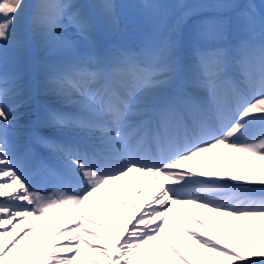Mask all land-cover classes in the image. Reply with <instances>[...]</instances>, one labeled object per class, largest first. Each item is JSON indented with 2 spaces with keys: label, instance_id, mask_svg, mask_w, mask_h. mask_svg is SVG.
<instances>
[{
  "label": "snow or ice",
  "instance_id": "6c2138e0",
  "mask_svg": "<svg viewBox=\"0 0 264 264\" xmlns=\"http://www.w3.org/2000/svg\"><path fill=\"white\" fill-rule=\"evenodd\" d=\"M0 264H264V0H0Z\"/></svg>",
  "mask_w": 264,
  "mask_h": 264
},
{
  "label": "bare ground",
  "instance_id": "6f19581e",
  "mask_svg": "<svg viewBox=\"0 0 264 264\" xmlns=\"http://www.w3.org/2000/svg\"><path fill=\"white\" fill-rule=\"evenodd\" d=\"M39 102H44L47 103L49 106L59 109L61 111L64 112H72L73 108L71 106L70 102L65 101L63 98L56 96V95H39V94H33V98H32V102L30 104V106L26 109H21L22 112L27 113L24 118L21 120V123H24L26 125H29V122H31L32 124H35V120H36V105ZM41 131H44V133L46 135H52L56 138H61V139H68L70 138L69 136L65 135V136H61L59 133L55 132V130H45V129H41ZM222 166L227 169L228 168V164L227 163H222ZM138 186V184L136 182L133 183L132 187H130L128 189V195L126 197L127 202H128V206H129V210L131 208V204L134 200V196H133V192L135 190V188ZM150 191V184H146L144 186V192L140 197V204L138 205V209L139 206L142 205L145 201V199L147 198L148 194ZM121 211H124L123 209H121ZM192 211L196 212L198 215H201L202 218H207L208 216H210L211 214L208 213H204V211L202 209H192ZM187 219V217H186ZM189 223H192V221L189 219ZM195 227V225H193Z\"/></svg>",
  "mask_w": 264,
  "mask_h": 264
},
{
  "label": "rangeland",
  "instance_id": "374dc122",
  "mask_svg": "<svg viewBox=\"0 0 264 264\" xmlns=\"http://www.w3.org/2000/svg\"><path fill=\"white\" fill-rule=\"evenodd\" d=\"M121 2L125 4H130V3H134L135 0H121ZM163 2L169 3V4H175L178 2V0H165ZM129 39L131 42H135L137 40V35L135 33H132L130 34Z\"/></svg>",
  "mask_w": 264,
  "mask_h": 264
}]
</instances>
